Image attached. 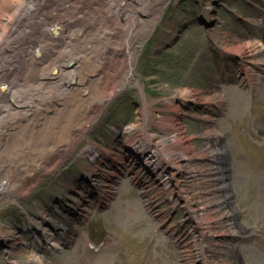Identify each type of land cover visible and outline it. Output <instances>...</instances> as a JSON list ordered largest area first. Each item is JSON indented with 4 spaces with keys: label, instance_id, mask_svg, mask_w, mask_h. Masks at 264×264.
Masks as SVG:
<instances>
[{
    "label": "rangeland",
    "instance_id": "obj_1",
    "mask_svg": "<svg viewBox=\"0 0 264 264\" xmlns=\"http://www.w3.org/2000/svg\"><path fill=\"white\" fill-rule=\"evenodd\" d=\"M8 4L9 0H0V24L6 20L2 10H7ZM102 4L96 0L90 7L97 9ZM254 20H264V0H162L156 19L142 34L133 33L129 46L133 75L106 100L71 154L52 171H40L37 180L27 183L24 195L15 193L21 197L2 200L0 228L14 229L11 223L6 225L12 215L28 226L30 219H35L34 211L54 219L59 212H66L63 209L73 212L69 207L79 211L78 194L87 199L83 205L94 202L85 192V183L71 178L75 170L78 175L85 174L83 169L90 170L91 162L81 155L94 142L100 150L92 162L100 169L94 171L105 176L110 170L121 171L118 178L114 176V192L101 209L90 205L79 211L87 217L67 216L77 231L66 247L44 252L48 264H264V50L257 55L263 61L251 66L245 56L227 49L244 39L264 42V25L258 26ZM165 28H170L172 38L160 41ZM245 67L261 76L251 95L242 77ZM110 68V74L122 70L120 56ZM109 79L111 86L121 78L115 82L109 75ZM181 86L191 89L195 97L184 105L172 96ZM205 96L211 101L210 120L200 116ZM164 119L179 126L175 140L186 147L181 166L167 156L169 149L162 140L172 137V132L162 125ZM206 124L213 127L214 135L199 134ZM132 125L136 127L129 129ZM139 139L146 143L145 157L152 158L153 152L161 150L162 157L152 159L161 173L167 171V178L173 177L168 188L147 168L149 162L135 159L134 150L127 149L132 141L139 146ZM207 140L226 146L220 163L235 207L227 220L236 232L222 234L221 225L211 222L206 229L209 234L201 239L205 262L196 256L194 238L199 232L193 216L209 198L212 179L204 171L185 170L211 165L210 159L201 156ZM164 152L168 153L165 157ZM48 194L63 199L51 203L54 212L38 207L50 202ZM220 208L212 202L206 215L216 220ZM78 219L84 222L78 223ZM15 233L20 240L12 238ZM6 242L14 248H0V264H34L27 256L31 240L26 234L12 232Z\"/></svg>",
    "mask_w": 264,
    "mask_h": 264
},
{
    "label": "bare ground",
    "instance_id": "obj_2",
    "mask_svg": "<svg viewBox=\"0 0 264 264\" xmlns=\"http://www.w3.org/2000/svg\"><path fill=\"white\" fill-rule=\"evenodd\" d=\"M49 1L51 0H9L7 10H2L5 11L6 20L0 24V204L3 199H17L24 195L27 183L37 180L40 171H52L64 156L73 152L106 100L115 96L133 75L129 55L133 33L138 31L142 34L156 19V13L162 4V0H99L103 4L94 10L90 5L96 0H55L51 5ZM205 11L208 12V9ZM254 23L264 25V20H254ZM169 30L170 28H165L161 32L160 41L172 38V31ZM215 40H219L217 36ZM227 49L229 53L241 58L245 56L251 66L263 61L257 55L264 50V42L244 39L235 45L231 44ZM119 56L123 68L110 74V66ZM242 74L249 84L248 92L251 95L256 91L261 76L252 73L247 67L243 68ZM109 75L115 82L118 77L121 79L109 86ZM212 93L217 94L216 97L220 99L218 93ZM172 96L178 97L183 105L195 99L191 89L185 86L173 90ZM208 98L209 96L203 97L204 104L200 103L203 106L200 116L204 120L212 119L209 113L211 101ZM160 121L162 125L170 127L172 132V137L165 136L162 140L169 149V155L164 152L163 157L171 156L170 159L181 166L186 147L175 140L176 134L180 132L179 126L165 119ZM135 127L136 125H132L129 129ZM214 132L213 127L206 124L199 134L209 137ZM138 142L139 146L133 141L128 143L127 149L136 151L135 155H139L144 163L149 162L151 171H159L153 175L168 188L173 177L167 178V171L161 173L152 159L162 157L159 155L161 150L153 152L152 158L149 156L144 159L146 151L143 146L146 143L143 139ZM210 143L207 140L201 156L210 159L211 165L185 170L194 173L204 171L212 179V185L208 187L209 198L201 202L199 211L193 216L194 225L199 232L198 237L194 238L198 247L196 256L205 262L206 250L201 245V239L209 234L210 231L206 229L211 227V222L216 221L221 225L222 234L236 232L227 220V215L235 207L229 199V185L224 182V166L220 163L226 156V146L221 142ZM94 144H89L81 155V158L91 162L87 179L90 188L85 189V192L91 190L89 195L92 198L97 197L93 188L100 185H106L103 191L113 192L114 176L118 178L121 172L110 170L109 176H105L94 171L100 169L92 165L100 151ZM16 192L21 195H15ZM108 193H99L98 201L107 203L111 196ZM54 197L58 195L54 194L50 198ZM82 197V194H78L80 205L77 210L86 211V206L91 204L83 205L82 201H86V198ZM63 198H66L65 194ZM212 202L221 207L218 221L206 215ZM51 203L52 200L45 206L39 203L38 207L41 211L42 208L44 211L51 208L48 211L54 212ZM34 213L32 224L47 232L48 236L45 238L48 243L46 248H39L38 244L42 245L43 240L36 236L37 229L33 230L32 225L29 228L23 227L25 233L33 235L34 241H39L32 240V244L27 245V256L34 264H48L43 250L55 251L59 244L58 238L49 230L61 226L54 219L44 218L42 213ZM48 221L54 226H47L50 224ZM12 232L11 228H0V234L4 238H9ZM12 238L20 240L21 237L16 234ZM38 250H41L40 254H37Z\"/></svg>",
    "mask_w": 264,
    "mask_h": 264
}]
</instances>
